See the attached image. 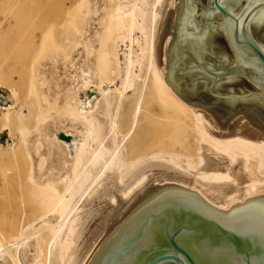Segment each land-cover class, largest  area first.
Here are the masks:
<instances>
[{
    "label": "bare ground",
    "instance_id": "obj_1",
    "mask_svg": "<svg viewBox=\"0 0 264 264\" xmlns=\"http://www.w3.org/2000/svg\"><path fill=\"white\" fill-rule=\"evenodd\" d=\"M175 1L80 0L75 13L62 6L0 8V116L27 126L34 116L37 128L31 134L0 127V154L23 146L30 165L28 187H20L16 203L0 192V264L15 257L26 262L28 253L32 264H87L114 222L155 186L187 188L225 211L264 195V141L216 136L219 130L206 115L166 82L164 52L158 66V43ZM103 37L96 87L86 49ZM22 43L42 45L46 54L37 61ZM24 68L32 79L25 90L30 99L22 102L13 81ZM62 72L68 85L61 96L65 110L59 111L65 117L50 122L48 80ZM147 127L151 131L142 136L154 139L169 137L171 127L183 128L180 137L190 132L197 160L175 158L181 151L168 146L137 150L142 142L135 141ZM59 133L77 134L87 157L65 146ZM54 164L57 171H49Z\"/></svg>",
    "mask_w": 264,
    "mask_h": 264
},
{
    "label": "water",
    "instance_id": "obj_2",
    "mask_svg": "<svg viewBox=\"0 0 264 264\" xmlns=\"http://www.w3.org/2000/svg\"><path fill=\"white\" fill-rule=\"evenodd\" d=\"M169 34L164 75L174 92L216 136L264 141V0H176L157 47L160 67ZM87 264H264V195L225 211L187 188L155 186Z\"/></svg>",
    "mask_w": 264,
    "mask_h": 264
},
{
    "label": "rangeland",
    "instance_id": "obj_3",
    "mask_svg": "<svg viewBox=\"0 0 264 264\" xmlns=\"http://www.w3.org/2000/svg\"><path fill=\"white\" fill-rule=\"evenodd\" d=\"M79 2H80V0H70L69 3L67 0H0V3H1L0 8H6V7H12V6H30V5L59 6V7L62 6V7H66V8L68 7L69 8V9H67L68 13H75L77 11V9L80 7ZM2 5H4V6H2ZM170 35L171 36H168V37L171 40L172 34H170ZM62 42H63L64 52H68L70 50L69 40L67 38H65V39H63ZM18 43L19 42H17L14 46L17 48L16 49L17 51H18V47H17ZM26 43H28V41ZM26 43H22V45H24L23 47H24L25 51L26 50L28 51L27 53L30 54V52H31L32 55H34V54L36 55L33 57V59H35V57H37V61H38V60H40L41 56H44L46 54L45 53L46 51H45V49H43L42 45H39L37 47L35 46L36 48L34 47L33 49H31V48H27ZM106 44H107V40L103 37L101 39H97L95 41V43L93 44L92 48L86 49L87 57L91 60V63H93V65H94L93 74L95 75L94 82H95L96 87L100 85V79H101V70H100L101 62H100L99 57L101 56L102 52H104V48H105ZM168 44H170V41L168 42ZM165 46H166V48H165ZM168 46L166 44L164 45V53L166 55H167L166 52L168 51V48H167ZM20 47H22V46L20 45L19 49H20ZM73 51L74 50L71 51V56L75 52V51L74 52ZM134 56H136V55L134 54ZM69 59L71 61V57ZM67 61H69V60H67ZM28 63H30V61H28ZM20 70L21 69H19V71ZM25 70L26 69L24 68V71H23V69L20 72L18 71L17 76L21 75L20 73L23 71L22 75H21L22 77L19 76L18 80H16V78H17L16 77L14 79L15 81H13L14 83L15 82L18 83L17 85H15L16 87L14 86L16 89L14 87L13 88H14V90H17L18 92H20L19 97L22 99V102L24 100H26L25 98H29V96H27V94H26L27 91H25V90H26L27 86H29L28 83H30V81L32 79V77L29 74L28 75L26 74L27 72L25 73ZM48 81H49L50 85H49V89L46 91V93H49V94H46V95L47 96L49 95L48 97H51V98H48V100H49L50 104H52V105H49L48 104L49 102H47L46 104L51 106V107H49L51 109H49L48 105L46 106V104H45V106L47 107V111H49V112L47 113V111L46 110L45 111H46L47 115L48 114L51 115V118L50 119L48 118L49 121L53 122L55 120V118H57L58 116L65 117L64 114H63V116L61 115L63 113V110H65V108L62 109V106H64V104H63L64 101H62L63 99L61 98V96L66 91L68 84H67L66 76L63 72L59 75V78L54 77ZM60 92H62V93H60ZM59 95H60V97H59ZM30 104L31 105L33 104L34 106L36 105V103L34 101H31ZM31 108H33V106ZM35 108L37 109V106ZM52 108L55 110H53ZM34 110L35 109L33 108V113H34ZM52 111H54V112H52ZM57 111H59V112H57ZM28 124L30 125V127H29V125L28 126L23 125L22 123L15 122L11 119H3V117L1 118V116H0V127H14V128L16 127L18 129L28 128L29 132L31 134H34L37 131V128L35 126L34 116L29 119ZM67 126L63 125V127L60 126L59 128L60 129L66 128ZM69 128L71 129V126L64 129V130H69ZM164 129H166V128H164ZM149 131H151V128H149V127L145 128L143 130V133H141L140 137L135 141V142H142L141 146H138L137 150H140V151L144 150V149L151 150L154 148H157L158 150H163V149H165L166 146H168L172 150L181 151L180 153H176L173 155V157H175V158H179L182 161H187L188 159L197 160L196 154H194L192 152V151H194L193 148L195 147V145H193V143H190L191 142L189 139L190 132L186 131L184 136L180 137V133L183 131V128H181L180 130L178 128L175 131L174 128L171 127L170 130H167V131L171 134H174V136H172L170 134V136L167 138L166 137L165 138L164 137H158L155 139L151 138V137L146 138V137L142 136L145 133H149ZM24 134H25V131H24ZM76 135L72 136V135L66 134V136L71 137L70 141H63L60 138L59 139L65 144V146L69 147V149H73V151H75L77 148V152L81 151L83 158L87 157V154H89L88 153L89 151L87 149L86 150L80 149L81 146H83V143H82V140L80 139V137L79 136L77 137ZM98 137H97V139L95 137H92V141L94 142V139L97 141ZM100 137H102V136H100ZM29 138H30V136H29ZM182 139L185 140V145L179 144L180 140H182ZM167 143H168V145H167ZM93 148H94L95 152L98 150V149H96V147H94V144H93ZM26 151L23 148V146H20L18 151H15L12 154H9V153H8L9 155H7V153L0 154V192L2 193V191H4L3 192L4 195H6V196L8 195L9 197L13 198V202H11L12 204L14 202L16 203V200H18L20 198V196L23 195V193L22 194L20 193L21 190L26 189L28 187V184L26 183V181L28 182V178H29L28 175H29V171H30L29 166L30 165L28 162L29 160H28V156H27ZM92 162H93V159H92ZM55 167H56V165L54 164L52 167L49 168V171L56 172L57 167L56 168ZM58 171L60 172V175H63L65 172L63 170L60 171L59 168H58ZM18 187H19V189H18ZM20 187H22V189ZM6 191H7V193H6ZM1 220H2V215H1ZM32 255H33V253H32ZM32 255L28 253V257H27L28 259H26L27 263L23 260L20 261V259H16V257H15V258H8V264H32V258H31Z\"/></svg>",
    "mask_w": 264,
    "mask_h": 264
}]
</instances>
